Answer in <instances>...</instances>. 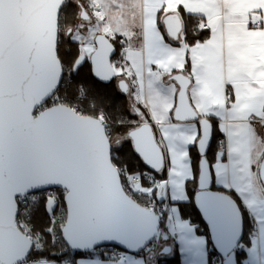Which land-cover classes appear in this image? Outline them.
Listing matches in <instances>:
<instances>
[{"label": "snow or ice", "instance_id": "6c2138e0", "mask_svg": "<svg viewBox=\"0 0 264 264\" xmlns=\"http://www.w3.org/2000/svg\"><path fill=\"white\" fill-rule=\"evenodd\" d=\"M177 252L264 264V0H0V264Z\"/></svg>", "mask_w": 264, "mask_h": 264}, {"label": "trees", "instance_id": "16d2710c", "mask_svg": "<svg viewBox=\"0 0 264 264\" xmlns=\"http://www.w3.org/2000/svg\"><path fill=\"white\" fill-rule=\"evenodd\" d=\"M191 211V209H189ZM193 218H195V213H193ZM180 254L179 252L174 255L164 257L161 259V264H181Z\"/></svg>", "mask_w": 264, "mask_h": 264}, {"label": "crops", "instance_id": "0c3cea01", "mask_svg": "<svg viewBox=\"0 0 264 264\" xmlns=\"http://www.w3.org/2000/svg\"><path fill=\"white\" fill-rule=\"evenodd\" d=\"M180 259L183 260V257L180 255ZM181 264H182V261H181Z\"/></svg>", "mask_w": 264, "mask_h": 264}, {"label": "built area", "instance_id": "2783aa9c", "mask_svg": "<svg viewBox=\"0 0 264 264\" xmlns=\"http://www.w3.org/2000/svg\"><path fill=\"white\" fill-rule=\"evenodd\" d=\"M164 257H162L161 259H163ZM161 259H160V264H161Z\"/></svg>", "mask_w": 264, "mask_h": 264}]
</instances>
